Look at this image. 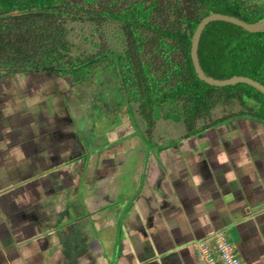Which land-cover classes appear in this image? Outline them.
Listing matches in <instances>:
<instances>
[{"label":"crops","instance_id":"obj_1","mask_svg":"<svg viewBox=\"0 0 264 264\" xmlns=\"http://www.w3.org/2000/svg\"><path fill=\"white\" fill-rule=\"evenodd\" d=\"M17 78L0 75V264H205L192 244L217 231L227 235L243 264H264V123L230 119L162 143L145 141L141 119L130 115L126 136L139 131L142 138L115 148L131 146L142 153L153 146L156 156L155 166L139 172L129 181L133 189L124 190V177L132 172L98 175L93 165L85 175L79 170L78 156L87 149L71 111L81 120L79 111H89L85 121L92 127L93 106L91 112L73 96L60 94L51 116L39 105L32 109L34 101L25 115L29 124H8L18 115L19 100L8 93L10 87L23 88ZM4 102L14 107L6 109ZM105 107L101 103L98 111L109 122L95 130L102 147L91 164L104 160V147L124 138L115 137L119 116L108 107L107 115ZM131 168L135 171L136 164ZM84 176L93 185L88 194L77 188ZM107 202L118 206V223Z\"/></svg>","mask_w":264,"mask_h":264},{"label":"trees","instance_id":"obj_2","mask_svg":"<svg viewBox=\"0 0 264 264\" xmlns=\"http://www.w3.org/2000/svg\"><path fill=\"white\" fill-rule=\"evenodd\" d=\"M210 13L254 23L264 18V3L0 0V75L72 74L77 81L89 69V81L104 65L114 71L123 104L148 134L157 114L180 118L190 129L184 137L239 117L264 123L262 93L239 83L210 86L194 72L190 40ZM111 30L121 45L118 51L102 42ZM197 54L212 78L244 76L264 86V29L250 33L231 23L210 22L200 35Z\"/></svg>","mask_w":264,"mask_h":264},{"label":"rangeland","instance_id":"obj_3","mask_svg":"<svg viewBox=\"0 0 264 264\" xmlns=\"http://www.w3.org/2000/svg\"><path fill=\"white\" fill-rule=\"evenodd\" d=\"M252 3L256 5H262L264 3V0H249ZM102 42H105L108 48H112L115 51L120 50L121 45L116 41V34L111 30L110 32L106 33L104 36H102ZM80 73H84V71H80ZM16 75L15 73H9ZM40 78L38 80L36 79H23L22 76L17 74L16 83L23 86V88L18 89L19 87L16 86L15 88L10 87L9 90H11L9 95H15V98L19 100L18 106L14 109L16 110L18 115H14L11 119V121H8V124L13 125L15 124L17 127H23L26 124H29V119L26 118V114L30 112L29 109V102L37 103L35 106L39 105L38 107L40 109L45 110L46 117L51 116L53 112L56 111L57 107L60 104L61 96H73L74 99L77 100L78 104L80 106L87 108L91 111V106L94 108V125L91 127L89 123L85 121L86 115L89 113V111H86L84 108L79 111V116L82 115L83 120H81L77 113H73L71 111V117L73 118L74 123L78 125V134H80L81 138L84 140V145L86 147V151L83 152V154H80L78 157L81 159L79 162V170L84 171V175L86 172L91 171L90 166L93 165V170L98 172L99 174L105 175L107 172H110L111 174L120 171L121 176L122 173L128 175L129 172H132L131 175L125 176L123 180L124 190H127L128 187L132 190L133 185L129 182L130 179H134V177H137V174L139 172L144 173L146 169L153 168L155 166V156H156V149L153 146H146L145 152L137 153V150L134 148H115L116 146H120L119 144L123 143L127 139L130 140L132 138H145V141H148L150 138H154V141H158L159 139L163 143V139L173 140V141H180L184 137V134H187L190 129L187 128V126H184V122L177 117L174 116H154V127L150 134H147L145 129V125L143 122H139V130L142 132V137L140 136L139 131L136 135L128 134V131L131 130L130 122L127 118L131 115L130 113L127 114L124 110H126L125 106L122 107L123 104V98H122V92L119 90V83L116 81L112 76H114V71L111 68H107L106 66H101L99 69L96 70L95 76L92 80L87 79L89 74V69L85 70L84 76L82 80L75 81L73 79L72 74H65L63 77H54L53 75H48L47 73H38ZM23 75V74H22ZM90 79V78H89ZM12 81L9 82V85ZM59 88H57V85ZM35 85V87H34ZM29 88V90H28ZM20 91V90H23ZM6 91V90H5ZM17 96V97H16ZM31 96V97H30ZM30 97V99H29ZM4 99H6L4 97ZM29 99V100H28ZM65 99V98H64ZM66 100V99H65ZM102 101V102H101ZM67 102V100H66ZM101 103H105V111L107 112V115H109L111 112L108 108L113 109L115 113L119 116L120 124H118L117 131L115 132V137H120L119 142L113 145H109L107 147H104L102 149V152H106V154L103 156L104 160L95 162L91 164V159L98 155L99 149L102 147V144L100 141L96 138L97 134L95 130H102L105 128L109 122V118L107 120H104V116H106L104 113H100L98 111V108ZM14 104V103H13ZM68 104V102H67ZM2 105L14 107L11 103L4 102ZM108 107V108H107ZM92 112V111H91ZM165 112V111H164ZM75 114V115H73ZM161 114H164L161 111ZM79 118V119H78ZM234 118V119H240ZM48 120V119H47ZM97 120H100V122H96ZM122 120V121H121ZM96 122V123H95ZM136 126H138V123H135ZM109 137H112L111 135H107ZM186 136V135H185ZM90 138V140H89ZM123 138V140H122ZM126 138V139H125ZM107 143V141H105ZM161 143V144H162ZM101 145V146H100ZM140 154V155H139ZM102 157V159H103ZM153 158V161H152ZM101 159V158H100ZM152 161V162H151ZM136 164V170L134 171L131 168V163ZM95 164V165H94ZM92 170V171H93ZM134 171V172H133ZM77 188L82 192V194H88L93 189L92 183H88V181L85 180V176L82 180L78 181ZM123 192V191H122ZM113 198V196L111 197ZM117 196V199L119 202H125V198ZM107 209L112 208L111 211H113L112 217L118 223L119 217L121 215V212L116 209L118 206H112L109 207L108 202L106 205ZM122 211V210H121ZM71 216V214H70ZM65 223L68 220H64ZM117 225V224H116Z\"/></svg>","mask_w":264,"mask_h":264},{"label":"water","instance_id":"obj_4","mask_svg":"<svg viewBox=\"0 0 264 264\" xmlns=\"http://www.w3.org/2000/svg\"><path fill=\"white\" fill-rule=\"evenodd\" d=\"M215 21H223V22L231 23L233 25L241 27L242 29L250 33L261 32L264 29V18L254 23H248L234 16L220 14V13H210L207 16L203 17L197 24L190 40L191 43L190 59L197 78L203 81L204 83L214 87L233 86L238 83L246 84L253 87L254 89H256L257 91H259L264 95V86L261 83L251 78L244 76H232L227 79L219 80L206 75L202 70L199 64V59L197 54L200 35L207 24Z\"/></svg>","mask_w":264,"mask_h":264},{"label":"built area","instance_id":"obj_5","mask_svg":"<svg viewBox=\"0 0 264 264\" xmlns=\"http://www.w3.org/2000/svg\"><path fill=\"white\" fill-rule=\"evenodd\" d=\"M192 246L198 261L205 264H243L223 231L195 241Z\"/></svg>","mask_w":264,"mask_h":264}]
</instances>
